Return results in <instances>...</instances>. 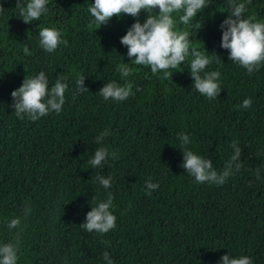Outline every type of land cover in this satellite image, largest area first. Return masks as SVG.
<instances>
[{
    "label": "trees",
    "instance_id": "1",
    "mask_svg": "<svg viewBox=\"0 0 264 264\" xmlns=\"http://www.w3.org/2000/svg\"><path fill=\"white\" fill-rule=\"evenodd\" d=\"M93 2L49 0L48 14L24 23L17 0H0V243L19 234L18 264H107L105 251L114 264H219L227 253L264 264V65L249 75L221 47L228 0H212L190 26H178L213 59L207 70L221 72L222 91L212 101L193 89L190 58L166 79L132 64L120 38L135 18L89 27ZM246 6L245 18L264 21V0ZM50 26L68 40L53 53L39 46V30ZM122 62L133 68L127 81L134 95L104 101L98 93L107 82L125 83L116 70ZM40 71L50 87L59 74L68 78L63 110L21 120L11 92ZM78 75L88 91L74 95ZM246 98L253 101L249 109L240 107ZM105 130L104 146L118 159L110 156L94 169L88 161ZM179 133L192 138L188 148L211 158L218 173L239 141L242 168L221 186L197 184L181 167ZM97 175L113 176L112 187L105 190ZM150 178L160 186L149 196ZM107 191L115 196L116 227L103 236L89 233L80 224ZM26 204L31 215L8 229L6 222L22 216Z\"/></svg>",
    "mask_w": 264,
    "mask_h": 264
},
{
    "label": "clouds",
    "instance_id": "2",
    "mask_svg": "<svg viewBox=\"0 0 264 264\" xmlns=\"http://www.w3.org/2000/svg\"><path fill=\"white\" fill-rule=\"evenodd\" d=\"M211 3L212 0H94L88 8L92 17L89 27L108 25L113 17L122 18L128 15L135 18V22L127 29L126 34L120 38V43L127 48L126 55L131 63L150 67L152 74L163 73L166 79L190 58L188 68L193 78V89L212 101L218 98L222 91L221 72L207 70L213 63L211 56L193 45L189 31L178 27L190 26L192 20L202 10L209 8ZM250 3L251 0H228V16L220 25L223 30L221 47L228 50V59L245 68L249 75L259 71L264 65V21L257 20L254 16L245 18L246 5ZM48 4L49 0H27L26 5L21 3V0H17L16 7L23 22L32 23L39 21L42 15L48 14ZM3 10L4 5L0 3V12ZM142 12L147 13L143 22L139 19ZM61 45L67 46L68 40L64 38L60 28L50 26L39 30V46L45 52L53 53ZM23 52L28 56L32 54L27 46L24 47ZM215 56V62L219 64L221 57L216 54ZM116 70L125 83L107 82L98 93L104 101L111 99L123 102L134 95L133 85L127 81V78L133 74V68L129 63L122 62L116 66ZM67 79L65 75L59 74L50 87L49 78L44 71L32 77L25 76L21 86L11 92V107L15 115L21 120L26 118L35 122L50 113L59 114L66 102L65 94L69 88ZM84 79L83 75L77 76L74 95L88 91L84 87ZM252 102L251 98H246L240 107L249 109ZM108 135L109 131L105 130L95 137L96 143L101 146L95 149L93 157L88 161L94 169L103 168L110 156L113 160L118 159L116 152H110L104 146V140ZM178 139L181 142L180 148L185 153L181 167L187 170L186 173L193 177L197 184L207 182L221 186L243 166L240 162L242 149L239 141L231 144L234 154L226 162L222 172L218 173L213 168L211 158H205L188 148L192 138L187 133H179ZM256 177L260 178L259 168L256 169ZM95 179L105 190H108L112 187L114 177L97 175ZM159 186L158 182L153 183L150 178L145 182L146 194L150 196ZM114 200L113 193L107 191L106 199L99 200L95 206L92 205L86 221L80 224V227L89 233L95 232L101 236L114 229L117 221V217L113 214ZM31 213L32 206L26 204L22 216L6 222L7 228H20L22 221ZM19 249L18 233L13 241L0 243V264H18ZM102 255L107 264H114L107 251ZM219 264H253V260L247 255L234 257L227 253L220 258Z\"/></svg>",
    "mask_w": 264,
    "mask_h": 264
}]
</instances>
